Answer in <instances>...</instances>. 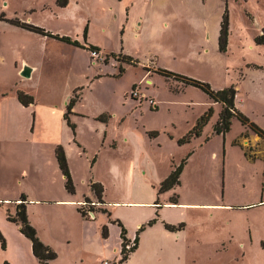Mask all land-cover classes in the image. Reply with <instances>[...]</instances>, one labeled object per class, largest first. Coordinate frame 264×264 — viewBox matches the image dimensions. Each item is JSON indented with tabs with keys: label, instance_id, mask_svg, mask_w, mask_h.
I'll return each mask as SVG.
<instances>
[{
	"label": "rangeland",
	"instance_id": "374dc122",
	"mask_svg": "<svg viewBox=\"0 0 264 264\" xmlns=\"http://www.w3.org/2000/svg\"><path fill=\"white\" fill-rule=\"evenodd\" d=\"M224 13L228 17V37L222 51L218 34ZM9 19L31 23L79 42H84L85 33V42L96 43L108 55V61L96 65L90 61L87 68V57L80 47L14 26ZM262 33L264 0H0V55L4 60L0 74L10 75L11 57L6 53H11L7 45H12L18 49L12 64L27 58L39 65L33 77L21 83L19 89L25 86L38 98L58 99L68 88L82 87L75 108L87 117L80 118L78 132L83 140H90L84 151L74 144L71 158L80 151L85 160L96 143L100 144L102 134L93 127L108 123L101 120L106 113L111 116L107 142L115 141L121 147L120 130H127L132 132L133 142L140 141L149 147L147 151L154 163L151 184L155 187L156 179L162 181L171 168L186 158L180 184L172 193L178 195L180 202L198 206L186 205L187 209L164 213L163 218L171 225L173 221L185 222L186 229L172 231L159 224L164 232L146 233L138 238V247L121 263L119 244L118 255L108 258L109 264H264V139L236 118H232L228 132L215 134L213 127L221 104L208 98L200 88L157 71L184 75L208 83L214 90L233 86L237 91L236 109L264 130V44L255 42V37ZM122 57L136 62H123ZM89 69L99 76H90ZM8 79L10 76L1 84L8 86ZM209 106L213 113L201 133L207 131L212 137L205 141L204 135L179 145L177 139L191 129ZM152 131L158 135L150 136ZM71 134L74 136L72 129ZM6 146L0 147V199L10 200L0 201V264H39L29 239L7 218V213L15 214L22 197L17 196L14 202L12 198L21 188L30 197L47 200L29 204L26 214L39 239L55 251L51 264H100L106 260L97 255L92 259L85 257L88 254L81 250L83 219L100 224L109 218L108 209L111 215L126 213L128 219L122 223L131 237L136 231L134 222L147 223L157 214V207L143 208L135 216L127 206H119L133 202L128 194L137 168L134 157L126 156L124 163L117 160L119 154L115 152L111 157L119 167L111 175L102 162L92 164V153L86 169L78 166L81 171L76 195L63 190V182L57 180V191L49 193L46 184L33 178L32 172L16 189L12 188L17 185L22 166H35V152H44L47 159L50 151L19 147L12 156ZM189 152L192 154L187 155ZM53 161L56 163L55 157ZM95 170L96 183L102 185L105 200L118 205L110 209L102 195L70 204L53 202L67 197L76 200L81 195L79 190L88 193ZM50 173L54 174L51 166L44 165L42 177ZM254 202L259 204L245 205ZM208 203L221 206L208 211L199 206ZM144 229L143 232L149 227ZM117 237L112 232L110 242L114 244ZM126 245L132 247L133 238Z\"/></svg>",
	"mask_w": 264,
	"mask_h": 264
},
{
	"label": "crops",
	"instance_id": "0c3cea01",
	"mask_svg": "<svg viewBox=\"0 0 264 264\" xmlns=\"http://www.w3.org/2000/svg\"><path fill=\"white\" fill-rule=\"evenodd\" d=\"M88 42H90V41H88ZM81 43H83V41ZM92 44L98 46L96 43H92ZM7 48L9 50V52H11V53H6L4 51L3 52L11 57L9 68H11V67L12 68H11V71L9 72L10 75L0 74V147H2V145H7L6 147L8 149V152L12 156L16 155V152L19 149V147L20 148L28 147L30 149V151H31L32 147L38 148L40 150L48 149L50 151V154H48L47 159L44 158V156H45L44 152H35L33 154L35 157L33 160L35 166H31V164L30 165L26 164V166H22L23 171L20 173L21 175L18 178V181L16 180L17 185L14 184L16 187L14 186V188H12V189H16L20 184H22L23 183L22 181L24 179H26V176L29 175L28 173L32 172L33 178H35L36 180H39V181H43L42 183L46 184V186H47L46 188L48 189L49 193H54L57 191L54 187V181L55 180L60 181L61 183L63 182V190H64L65 189L64 177L62 176V173L60 172V170L58 168L57 160H56V163L53 161L54 157H55V154H54L55 150L53 148H54V146L61 144L64 146V152L66 153V156H68L67 157L68 168H69V171L71 174V178L74 182V193H73V195L77 194V191L79 188L76 182H77V178L80 177L79 176L80 172H78V171H81L80 170L81 168H78V166H80V164H81V167L86 169L87 163L89 162L88 156H90L92 153H94L93 156H91V157H93L91 160L92 164L94 163V165H98V163L100 164V162H102V164H104L106 170L111 175L114 172H116L117 167H119V164L116 163L117 160H119V161L123 160L125 163V157L126 156H131V157L135 158V165H137V168L135 171V176H133L134 178L132 181L131 193L128 194V196L133 200V202H122V203H119V206H121V205L127 206L129 208V210H131L133 215H135V216L137 215L136 213L141 211L143 208L153 209V208L157 207V212H156L157 214L155 215V217L157 218L156 222L153 225L148 226L149 229H147L145 232H143L145 229L142 230L143 233L140 232L141 234L139 233V235H138L139 239L141 237L143 238V236L146 233L154 235V233H152V232L158 233V232H164L165 231L164 228L158 226L159 224L160 225L162 224V226H164V223H166L165 222L166 220L163 219L164 213L179 212V209H187L186 205L198 206L196 204L182 203L178 200V195H176L175 193H172V191H174L172 189L180 184V180H179V184L173 186L171 189H169L165 192H162L163 194L157 192V188H158V185H159L161 179L158 178L155 180V183L157 184L156 187L153 184H151L152 183V180H151L152 174L151 173L154 169V163H152V159L149 156L148 151H147V150H149V147L142 145L140 141L133 142L132 141L133 135H132L131 131L120 130L121 140L123 142L121 144V147H118V145L115 141L114 142H107L108 141V140H106L107 132H110L109 127H111V125H109V119L111 118L110 115L108 118V123L105 124V123L100 122V123H98L99 126L93 127L95 132H100L102 134L101 135L102 139L100 140L101 141L100 144L96 143L97 146L92 148V152H89L88 156L85 157L86 161L84 159H82V154L80 153V151H77V154L73 158H71L72 151H74V149H73L74 144H77L75 146L84 151L85 146L87 144H89L88 141L90 140V139L83 140V138L80 137V134L78 132V130L80 129L79 128L80 118H85L87 116L76 111L75 105L77 104V102L75 103L74 107L72 108V114L69 115L70 122L75 125V131L77 128V134L75 132L74 136H72L71 128L68 126V124L66 123V120L63 118V114L65 112L66 104H67L68 100L72 96L73 91L79 87H76L73 90L68 88V90H66V92L64 94H62L58 99L55 97H43L42 99L38 98L36 95L34 96V93L30 88H27L25 86L22 87L23 89L22 88L19 89V87H21L20 86L21 83H26L27 79H30L33 77V73L38 69L39 65L37 62L29 61L27 58H21L20 60H18L14 64H12L13 63V55L18 53L17 52L18 49H16L12 45H7ZM27 49L28 48H25L24 50H27ZM81 51H83L87 57V59H86L87 68H90L89 65L91 63L90 62L91 58L89 55V51L87 49H83V48H81ZM98 51H100L102 54H105L100 48ZM2 59L3 58L0 55V68H1L2 62L4 61ZM11 61H12V63H11ZM96 64H98V63H95L94 65H96ZM25 66L30 68V72H29L28 77H23L20 74L23 67H25ZM92 71L93 70H91V69H89V71H88L90 76H93V75H95V77L99 76V74H96L95 72H92ZM0 72H1V69H0ZM5 76L6 77L10 76V79H8V80H10L8 86H6L7 85L6 83L1 84V81L4 78H6ZM17 85H18V87L16 88ZM17 90H22V91L28 93L29 95L33 94V102L30 103L29 105H26V106L22 105L17 99V95H16ZM106 114H108V113H106ZM103 124H105V125H103ZM208 124H209V122H208ZM208 124H206L204 126V130H202L203 133L206 130ZM204 135L207 136L205 138V141L212 137L211 135L207 134V131ZM204 135H202V133H201V135L198 137H203ZM182 136H180V137H182ZM195 138H197V137H195ZM195 138H192V139H195ZM187 143H189V142H187ZM184 144H186V143H184ZM184 144H182V145H184ZM53 150H54V152H53ZM83 151H81V152H83ZM115 152H117L119 154V158L117 160L113 161L114 159H112L111 156H113L115 154ZM190 154H192V152H189L187 155H190ZM243 156H244V154H243ZM55 159H56V157H55ZM46 161H47V163L44 164ZM44 165L46 166V168H48V166H51L54 174L51 175V173H50L49 175L42 177L41 170H42ZM31 167H32V169H30ZM171 170H172V168H171ZM183 170H184V168H182L181 174H182ZM140 171H142V172H140ZM39 177H41L43 179H40ZM179 179H180V177H179ZM97 180H98V178L96 177V170H95L92 173L90 182H97ZM88 188H89L88 193H84V192H81L79 190V193L81 195L78 193V195H80V198H78L76 200L69 199L67 197V198H62V199L56 198L53 202L64 201V202L70 204L73 202H79L81 199H85V198L95 199L96 195H94L93 190L91 189V187H88ZM8 192H9V190H8ZM21 194H24L26 197V201H24L25 208H26V206H28L31 203L34 205H37V204H40L41 202L44 203L47 201V200H43V199H37L35 197H30L29 194L27 193V190L25 188H21L18 195H16L15 197L12 198V202H14L13 201L14 198L16 199V197L21 195ZM159 194H162V196H163L162 200H160ZM31 195H34V194H31ZM174 195L177 196V203H172L169 200L170 197H172ZM67 196H69V195H67ZM101 199L104 201V203L109 204L110 209L113 208V205H118V202H109V201L107 202L105 200V195L103 194V192H102V198ZM5 200H10V198L3 197L2 199H0V201H2V202ZM251 204H259V202L249 203V204H245V205L249 206ZM199 206L204 207L202 209L208 211V210L212 209L211 207L221 206V205L215 204V203H208V204H202V205L200 204ZM225 206L228 207L229 205H225ZM256 206H258V205H256ZM242 207H244V206H242ZM214 209H218V208H214ZM219 210H229V209L219 208ZM108 212L110 213V216H109V218H106L107 221L104 220V223L99 224V222H97V220H84V219L80 223V226H81V238H80L81 246H80V248L82 251H84V253L88 254L85 257H90L92 259V256L97 255V256H103V257H105L104 259L109 261L108 258L113 259L118 255V248H119V244L121 241V238L119 236L120 229H119V227L117 228L115 226L116 224L114 225V223L109 222V219H113V220L117 219L122 223V221L127 220L128 218L125 219L126 213H121V212L115 213L114 212L111 215V211H109V209H108ZM158 212L160 214H158ZM103 218L105 219V217H103ZM149 218H150V216H149ZM146 221L143 223H142V221H139V220L134 222L135 224H134L133 228L137 231V229L142 224L146 223ZM105 222L108 223V225ZM173 222H175L174 225H178L180 223V222H176V221H173ZM182 223H184V226L181 229L184 230V229H186L185 225L187 223H185V222H182ZM103 224H106L107 228H110V229H108V236L106 238H103L101 236V226ZM124 224L125 223H122L123 226H124ZM112 227H116V230L111 229ZM124 228L126 229L127 239L130 240V239L135 237L136 231H135L134 236L132 235L130 237V235L128 233L129 230L127 229L126 225L124 226ZM182 230L177 231V234L179 235L182 232ZM112 232L116 233L118 236L117 240L114 242V244H112L110 242V235ZM138 245H139V242H137V247H138ZM50 264H51V261H50Z\"/></svg>",
	"mask_w": 264,
	"mask_h": 264
},
{
	"label": "trees",
	"instance_id": "16d2710c",
	"mask_svg": "<svg viewBox=\"0 0 264 264\" xmlns=\"http://www.w3.org/2000/svg\"><path fill=\"white\" fill-rule=\"evenodd\" d=\"M64 2V0H63ZM9 24H12L14 26L20 27L22 29L35 32L38 34H41L42 36H47L62 42H65L67 44H71L76 47H80L83 49L89 50H99L97 46H94L92 44H89L85 42V33H84V42L81 43L76 39H72L69 36L66 35H60V34H53L50 31H46L44 28H41L39 26L33 25L31 23H26L22 22L18 19H9ZM228 17H226L225 13L222 15V20L220 23V28H219V34H218V45L219 49L224 51L227 45V37H228ZM255 42L257 44H264V33L257 35L255 37ZM112 54V53H111ZM111 56L114 57L112 54ZM116 58L117 57L115 55ZM121 60L123 62L127 63H135L136 61L133 60L132 58L128 57H122ZM108 61V55L105 53L104 54V61L103 63H107ZM158 73L164 75L165 77H171L175 76L181 79V81L185 85H192L197 88H200L208 98L212 99L215 102H218L221 104L222 109L219 112L218 119L214 124L213 130L216 134H225L226 132L229 131L232 118H236L242 125L246 126L249 128L251 131L256 133L260 138L264 139V130L259 128L254 122H252L246 115H244L242 112L236 109L235 104H234V99L236 96V89L233 86L222 88V89H217L214 90L212 89L208 83L184 76V75H177L174 73H171L170 71L163 70V69H158ZM123 72V68L120 67L119 73L121 74ZM80 88H76L73 91L72 96L68 100L66 104V109L63 114V118L66 120V123L68 126L72 129L73 133L75 134V125L70 122L69 115L72 114V108L74 107L75 103L79 100L80 97ZM17 99L18 101L26 106L29 105L30 103L33 102V96L29 95L28 93L22 91V90H17L16 92ZM212 107L209 106L206 111H204L198 118L195 120V123L192 125L191 129L186 132L182 137L177 139V143L179 145H182L184 143L189 142L192 138L198 137L201 135L203 127L207 124L209 121V118L212 116ZM102 117V118H101ZM101 120L105 121L108 120L109 114H104L101 115ZM150 136H157L158 132L157 131H152L149 134ZM248 156V155H247ZM55 157L57 160L58 168L62 175L64 176V187L65 189L70 192L74 193V184L71 178V174L68 168L66 156L64 149L61 145H57L55 147ZM186 158H184L180 164L174 167L173 170L170 171L168 176L164 178L158 187V193L165 192L169 189H171L173 186L179 184V177L180 173L182 171L183 165L185 164ZM91 189L95 193L97 198H101L102 192H103V187L100 183L92 182L90 184ZM21 201L19 205H17L15 214L11 215L7 213V218L8 220L15 222L18 225L19 231L29 239L30 244H31V252L34 255V257L38 260L39 264H48L51 260H53L56 257L55 251L52 250V248L46 244H44L39 237L37 236L36 229L30 224L27 218L26 214V208L24 205V201L26 200V197L24 194H21ZM170 201L172 203H177V196H172L170 197ZM110 215V214H108ZM157 218L154 217L151 220H149L147 223L142 224L136 231L135 237L133 238V246L130 247L129 249H126L125 246L129 239L126 237V229L122 225V223L115 219L109 220V222H112L116 224L119 229V236L121 238L120 241V258H119V263L125 261L129 255L130 252H132L136 247H137V242H138V235L139 232L142 231L146 226H150L156 222ZM165 228L169 230H178L184 226V223H179L178 225H171L164 223ZM101 236L103 238H106L108 236V228L106 224H103L101 226Z\"/></svg>",
	"mask_w": 264,
	"mask_h": 264
},
{
	"label": "built area",
	"instance_id": "2783aa9c",
	"mask_svg": "<svg viewBox=\"0 0 264 264\" xmlns=\"http://www.w3.org/2000/svg\"><path fill=\"white\" fill-rule=\"evenodd\" d=\"M89 55L91 58V62L93 64L95 63H99V62H103L104 61V54H102L100 51L98 50H89ZM94 203H91V205H93ZM80 205H82L84 207V204L82 202H80ZM125 247H127V249H129L130 247L128 245H126ZM100 264H109L107 260H103L101 261Z\"/></svg>",
	"mask_w": 264,
	"mask_h": 264
},
{
	"label": "water",
	"instance_id": "95a60500",
	"mask_svg": "<svg viewBox=\"0 0 264 264\" xmlns=\"http://www.w3.org/2000/svg\"><path fill=\"white\" fill-rule=\"evenodd\" d=\"M29 72H30V68L27 67V66H25V67H23V69H22V71H21L20 74H21L23 77H28V76H29Z\"/></svg>",
	"mask_w": 264,
	"mask_h": 264
}]
</instances>
